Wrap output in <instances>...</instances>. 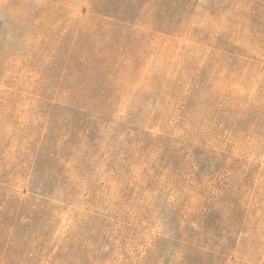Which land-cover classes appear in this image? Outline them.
<instances>
[{
	"label": "rangeland",
	"instance_id": "obj_1",
	"mask_svg": "<svg viewBox=\"0 0 264 264\" xmlns=\"http://www.w3.org/2000/svg\"><path fill=\"white\" fill-rule=\"evenodd\" d=\"M245 64L253 67L241 73L243 67L237 66ZM92 92H102L95 107H88L99 112L102 136L83 139L87 148L75 141L67 203L62 202L63 187L44 207L46 216H53L51 234L73 236L74 264H135L149 244L156 260L172 262L180 227L195 220L184 217L182 225L180 218L197 208L198 200L207 203L211 194L201 200L190 190L175 203L176 193L161 184L158 171L179 166L186 172L183 161L193 157L186 153L196 155L198 148L202 162L215 164L210 169L215 176L224 168L236 176L244 169L249 179L260 174L258 183L264 182V124L253 123L258 104L249 111L251 117L248 113L240 120L243 131L237 141H222V128H217L216 137L187 152L173 135L180 123L173 122L176 100L184 92L205 96L204 121L218 113L222 92L262 100L264 0H0V103L12 97L10 110L27 123L31 118L26 116L46 111L41 97L78 107L85 106L79 94ZM62 111L52 108L48 117ZM208 127L200 125L190 136ZM13 144L11 150L20 142ZM63 154L69 157L70 152ZM243 184L249 186L230 190L216 204L221 222L213 217L208 224L215 235L233 223L226 208L241 215L255 211V189L250 180ZM15 191L24 198L31 195L21 185ZM247 221L249 234L235 235V248L225 256L192 254L190 259L197 264H264V215ZM209 238L205 232L200 240Z\"/></svg>",
	"mask_w": 264,
	"mask_h": 264
},
{
	"label": "trees",
	"instance_id": "obj_2",
	"mask_svg": "<svg viewBox=\"0 0 264 264\" xmlns=\"http://www.w3.org/2000/svg\"><path fill=\"white\" fill-rule=\"evenodd\" d=\"M80 61L82 63V60ZM237 67H243L241 73H244L250 72L253 65L245 64ZM233 73L235 74L236 71ZM79 97L84 99L85 106L75 107L68 103H55L54 100L41 97V101L44 100L43 104L44 102L47 104L46 111L40 109L30 117L26 116V119L31 118L27 123L22 122L18 112L10 110L12 97L5 96L1 99L0 264H74L75 239L70 234H51L50 222L53 216L52 214L46 216L44 207L53 200L54 194L62 191L63 187L65 188V191L63 190L65 200L62 202L67 203L74 182L70 156L75 149V141L79 139V147L87 148V144L82 142L83 139L90 140L102 136L101 127L96 121L99 112L88 109V107H95L102 98V92H92L90 95L81 93ZM204 97L202 92H184L181 98L176 100L178 104L175 107L173 122L179 121L180 123L177 126V134L173 135L187 152L191 145L193 147L197 142H204L207 137L209 139L216 137L214 132L217 128H222V133H220L222 141H237L240 132L243 131L238 127L239 122L248 113L251 117L249 111L254 104H258V107L255 108L253 114V123L262 122L264 124V96L260 102H254L249 94L243 92H222L218 97L221 101L216 103L215 107L218 113L212 118H205V121L201 115ZM242 97L244 99L239 101ZM39 99L37 98L36 101ZM57 107H61L63 111L54 118L48 117L50 109ZM193 119L196 120V127L190 123ZM43 124L44 127H41ZM207 124L209 126L207 130L195 132L190 136L193 129H197L200 125L205 127ZM51 141L52 150L48 152L47 147L50 146ZM14 142H20V144L18 149L11 150L15 146ZM88 143L91 142L88 141ZM195 150L196 155L193 151L186 153L187 156L193 155L190 162L186 159L183 161L182 167L186 172L176 166L175 169L162 168L163 172L158 171L157 174L160 176L161 184L166 182L169 190L176 193L173 198L175 203L183 199L190 190L199 194L201 200L208 199L210 194L211 198L205 204H200L198 200L195 205L197 208L194 207L182 217L180 216L179 223L182 225L186 222L184 217L195 220H191L187 228L180 227L183 234L179 238V245L172 256V262L169 259L156 260L155 252L149 244L136 256L135 264H197L195 259H190L192 254L196 257L209 255L211 258L213 255L214 257L215 255L225 256L227 251L235 248V235L239 238L249 234L251 223L247 221V217L252 215L256 218L264 215V198L260 199L258 195L261 194V188L264 190V182L263 184L258 183L260 174L256 179L253 177L249 179L244 169L236 176L231 168H224L220 174L215 176L213 171L210 172L215 164L202 162L203 154L198 155V148ZM63 151L70 152L69 157L65 156ZM186 164L188 168L185 167ZM247 180L248 182L250 180V188L255 189L258 201L254 207L255 211L249 214L246 210L244 215H241L236 212L235 208L232 210L226 208L224 211L231 216L233 223L227 228H222L221 233L215 235V230L208 224L210 218L213 217L218 223L221 222L217 216L216 204L230 190L237 192V187L247 185L243 184ZM19 185L25 187L31 195L24 198L18 194L15 190ZM199 187L204 188L201 193L197 192ZM31 199L33 200L32 205L29 204ZM259 221L260 219L257 220V224ZM205 232L211 238L200 240ZM229 239H232V244L229 243Z\"/></svg>",
	"mask_w": 264,
	"mask_h": 264
}]
</instances>
